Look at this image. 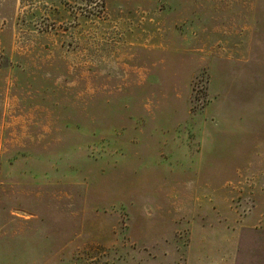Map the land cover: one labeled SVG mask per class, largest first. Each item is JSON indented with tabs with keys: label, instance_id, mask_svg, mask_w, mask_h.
Instances as JSON below:
<instances>
[{
	"label": "rangeland",
	"instance_id": "rangeland-1",
	"mask_svg": "<svg viewBox=\"0 0 264 264\" xmlns=\"http://www.w3.org/2000/svg\"><path fill=\"white\" fill-rule=\"evenodd\" d=\"M0 264H264V0H0Z\"/></svg>",
	"mask_w": 264,
	"mask_h": 264
},
{
	"label": "trees",
	"instance_id": "trees-1",
	"mask_svg": "<svg viewBox=\"0 0 264 264\" xmlns=\"http://www.w3.org/2000/svg\"><path fill=\"white\" fill-rule=\"evenodd\" d=\"M2 61H5V59H4V55H3V53H2L1 50H0V69L4 66V64H3Z\"/></svg>",
	"mask_w": 264,
	"mask_h": 264
}]
</instances>
